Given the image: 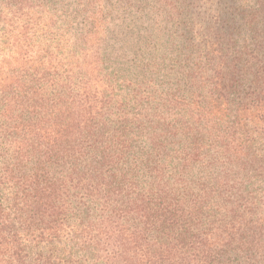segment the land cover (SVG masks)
Listing matches in <instances>:
<instances>
[{"label": "trees", "instance_id": "16d2710c", "mask_svg": "<svg viewBox=\"0 0 264 264\" xmlns=\"http://www.w3.org/2000/svg\"><path fill=\"white\" fill-rule=\"evenodd\" d=\"M0 264H264V0H0Z\"/></svg>", "mask_w": 264, "mask_h": 264}]
</instances>
